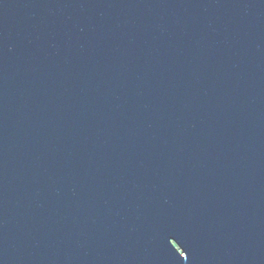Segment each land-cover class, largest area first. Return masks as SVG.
I'll use <instances>...</instances> for the list:
<instances>
[{"label":"water","instance_id":"water-1","mask_svg":"<svg viewBox=\"0 0 264 264\" xmlns=\"http://www.w3.org/2000/svg\"><path fill=\"white\" fill-rule=\"evenodd\" d=\"M0 264H264V0H0Z\"/></svg>","mask_w":264,"mask_h":264}]
</instances>
